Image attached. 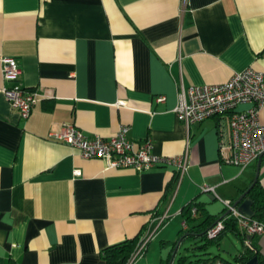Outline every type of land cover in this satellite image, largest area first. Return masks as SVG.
<instances>
[{
    "label": "crops",
    "instance_id": "obj_1",
    "mask_svg": "<svg viewBox=\"0 0 264 264\" xmlns=\"http://www.w3.org/2000/svg\"><path fill=\"white\" fill-rule=\"evenodd\" d=\"M3 58L40 95L26 120L2 92ZM248 69L264 73V0H0V264H107L108 247L148 231L134 264H162L188 204L219 215L222 201L264 188V155L245 168L226 162L227 116L186 126L174 112L182 87ZM67 124L90 138L127 126L155 155L187 156V171L85 160L48 138ZM251 241L264 256V236Z\"/></svg>",
    "mask_w": 264,
    "mask_h": 264
},
{
    "label": "built area",
    "instance_id": "obj_2",
    "mask_svg": "<svg viewBox=\"0 0 264 264\" xmlns=\"http://www.w3.org/2000/svg\"><path fill=\"white\" fill-rule=\"evenodd\" d=\"M2 74L5 87L2 92L11 105L18 111L21 118L28 119L36 105L39 93L25 89L20 79L22 68L18 61L11 58L2 59ZM165 97H159L158 102H164ZM124 104V103H121ZM241 105H252L245 111H239ZM264 110V73L253 69L236 73L230 81L220 85H203L182 87L178 104L174 110L178 120L190 126L200 124L216 117L229 118L230 142L226 162L241 168L264 155V123L260 112ZM130 128L123 126L111 138L87 137L73 124H67L59 132H51L48 138L75 147L85 160H103L110 169H131L143 172L155 167H173L180 176L188 168V158L185 155L176 157H160L153 153L151 142L137 145L129 138ZM80 174V172H76ZM206 192H214L206 188ZM230 216L236 219L239 230L249 236H264V223L250 219L239 212L231 201H222ZM195 216L197 211L192 210ZM164 219L161 220L163 222ZM183 230L188 229L186 221ZM225 230L224 221H218L211 227L207 236L216 239ZM152 231L138 243L128 264L144 256Z\"/></svg>",
    "mask_w": 264,
    "mask_h": 264
},
{
    "label": "trees",
    "instance_id": "obj_3",
    "mask_svg": "<svg viewBox=\"0 0 264 264\" xmlns=\"http://www.w3.org/2000/svg\"><path fill=\"white\" fill-rule=\"evenodd\" d=\"M169 194H171V192ZM169 194L167 197H169ZM250 195L254 202V219L264 223V188L259 181L255 183ZM194 208L197 211L195 216L192 213ZM226 213L227 210L224 209L219 215H210L204 208L203 203L199 200H194L184 207L182 214L185 221L188 223V229L181 232L179 239L175 243L163 244V248L170 247L171 252L168 258L162 260V264H169L178 243L182 241L180 245L181 248L183 242L186 240L194 242V245H191L190 248L186 247L184 249L185 254L178 258L176 257L177 264H218L219 261L233 264L232 262L221 259L220 255L211 256V254L207 252L209 246H220L222 240L228 233L234 234L240 240L243 247V250L236 256L234 262L248 264L250 260L257 258L259 264H264V256L253 246L251 241L252 237L243 234L238 228L236 219L232 218L230 215H226ZM221 219L224 221L225 230L216 239H209L207 236L208 230ZM139 240L137 236L133 239H126L119 244L108 247L104 251L107 264H128ZM196 250H200L201 253L195 252Z\"/></svg>",
    "mask_w": 264,
    "mask_h": 264
},
{
    "label": "rangeland",
    "instance_id": "obj_4",
    "mask_svg": "<svg viewBox=\"0 0 264 264\" xmlns=\"http://www.w3.org/2000/svg\"><path fill=\"white\" fill-rule=\"evenodd\" d=\"M217 210H218L217 212L220 211L219 208ZM191 245H194V242H190L187 240L184 241L182 247L178 252L177 258L185 254L184 249L186 247L190 248ZM242 250L243 247L239 239L234 234L229 233L224 237L220 246L217 245L209 246L207 252L210 253L211 256L220 255L221 259L229 262H234L236 256L239 255ZM195 252L201 253L200 250H196ZM175 264H177V262Z\"/></svg>",
    "mask_w": 264,
    "mask_h": 264
},
{
    "label": "water",
    "instance_id": "obj_5",
    "mask_svg": "<svg viewBox=\"0 0 264 264\" xmlns=\"http://www.w3.org/2000/svg\"><path fill=\"white\" fill-rule=\"evenodd\" d=\"M262 156L259 159H261ZM253 186L247 192H245L242 195V197L234 204V207L235 208H238V210H239L240 213H242L244 216H246V217H248L250 219H253L255 217V212L253 211V204H254V202H253V200L250 197H248V195L250 194ZM226 215H230V211H228L226 213ZM221 220H219V221H221ZM181 242L182 241H180L178 243V245H177V247L175 249V252H174V254L172 256V259H171V261H170L169 264H173L174 263V259H175L176 253L179 250V247L181 245ZM248 264H259V262H258V259L257 258H253L252 260L249 261Z\"/></svg>",
    "mask_w": 264,
    "mask_h": 264
}]
</instances>
